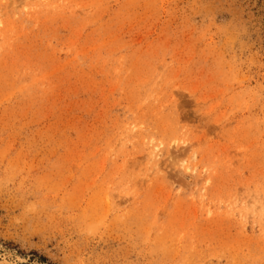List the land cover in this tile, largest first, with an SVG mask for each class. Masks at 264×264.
Returning <instances> with one entry per match:
<instances>
[{"label":"rangeland","instance_id":"1","mask_svg":"<svg viewBox=\"0 0 264 264\" xmlns=\"http://www.w3.org/2000/svg\"><path fill=\"white\" fill-rule=\"evenodd\" d=\"M0 264H264V0H0Z\"/></svg>","mask_w":264,"mask_h":264},{"label":"bare ground","instance_id":"2","mask_svg":"<svg viewBox=\"0 0 264 264\" xmlns=\"http://www.w3.org/2000/svg\"><path fill=\"white\" fill-rule=\"evenodd\" d=\"M154 156V155H153Z\"/></svg>","mask_w":264,"mask_h":264}]
</instances>
